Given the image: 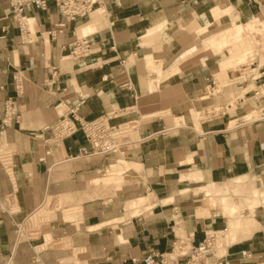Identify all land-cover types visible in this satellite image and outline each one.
Here are the masks:
<instances>
[{
  "label": "crops",
  "instance_id": "obj_1",
  "mask_svg": "<svg viewBox=\"0 0 264 264\" xmlns=\"http://www.w3.org/2000/svg\"><path fill=\"white\" fill-rule=\"evenodd\" d=\"M99 1L90 18L61 32L56 26L65 18L54 2L46 11L31 7L35 36L23 44L10 0H0V200L11 195L16 204L14 214L0 212V264H135L149 252H171L179 240L198 244L208 231L223 233L217 247L231 263L264 264V199L252 194L264 189V109L249 90L264 85V55L241 83L239 65L232 67L242 56L226 58L231 52L212 50L208 38L206 48L194 44L200 30L227 15L264 23V0ZM83 38L90 55L68 61L69 46ZM225 72L222 89L235 82L233 93L250 102L197 119ZM8 102L18 118L3 126ZM72 111L86 121H136L142 142L123 161L81 155L83 132L57 142L45 131ZM232 185L260 202L243 221L231 217L246 204L231 198L220 201L231 217L203 207L201 193L211 197V187L238 196ZM49 198L63 199L69 215L58 210L40 244L18 239L17 225ZM46 237L68 246L39 251Z\"/></svg>",
  "mask_w": 264,
  "mask_h": 264
},
{
  "label": "built area",
  "instance_id": "obj_2",
  "mask_svg": "<svg viewBox=\"0 0 264 264\" xmlns=\"http://www.w3.org/2000/svg\"><path fill=\"white\" fill-rule=\"evenodd\" d=\"M50 2L55 3L60 14L65 18V22L56 26L58 32L65 28L67 22L72 23L90 18L91 13L96 10V6L100 5L99 0H10V14L19 21L18 27L21 31L23 44L30 42L26 38L31 36L30 32L26 31L20 24L27 16V9L35 7L46 11ZM69 50L70 54L76 58L90 55V45L86 38L75 40L69 46ZM252 67L253 65L245 66L239 71V78L245 79L241 83L248 81L253 76L255 69ZM248 70L250 71L247 72ZM5 107L6 113L2 124L3 126H8L18 118V113L12 103L8 102ZM112 117L106 115L93 121H86L78 118L72 111L62 117L52 129L47 127L45 131H50L57 142L80 131L83 132L88 145L80 149L81 155L127 157L142 142L139 124L136 121L112 124ZM43 140H45L44 137ZM45 142H48V140ZM0 212L8 214L16 212L13 196L10 195L5 200H0ZM16 232L17 237L23 239L24 234L21 225H17ZM219 233L208 231L205 233V238L202 242L193 244L190 241L192 244H190V247L185 243V240H179L173 245L171 252L163 254L149 252L142 260H133V262L135 264H233L227 255L218 256L216 253L217 239L220 237ZM186 248L188 249L186 250ZM244 256H246L245 252Z\"/></svg>",
  "mask_w": 264,
  "mask_h": 264
},
{
  "label": "rangeland",
  "instance_id": "obj_3",
  "mask_svg": "<svg viewBox=\"0 0 264 264\" xmlns=\"http://www.w3.org/2000/svg\"><path fill=\"white\" fill-rule=\"evenodd\" d=\"M220 15H221L220 12L219 13L215 12L216 18L220 17ZM27 19H28V17H26L23 20V23L26 25L25 29L29 30L31 33V37L26 38V40L28 41V40H31L34 38L35 29H34V27H31V26L28 27ZM79 23H81V21H79ZM16 24L19 25V21L17 19H16ZM237 24H242V25L246 24V26H244L245 28L239 30L235 26ZM82 25L83 24H81V26ZM255 33H257V35H258L257 41H256V38H254V36L256 35ZM25 37H26V35H25ZM207 38L210 39L212 50H214V51L217 50V52H220V51H223L224 49H228L231 52V55L229 57H226V58H230L233 56H236V57L242 56V61H239L235 66L232 67V68H235L239 65V68L236 69L238 71L242 69V68L240 69L241 66H243V65L250 66V63L254 59H256V57L262 58L264 55V23L258 18H257V20L254 19L253 23L251 24L248 22L243 23V22L239 21V17H235L233 14L227 15V16H225V22L215 21V23L213 25H211L209 28L204 29V30H200L199 33L195 37V42H194L195 46H197L198 44L199 45L203 44L204 48H206L205 47V42H206L205 40ZM213 38H216V39L219 38L221 45L218 48L214 44L215 39H213ZM250 57H252V58H250ZM82 59H84V58L77 59L76 57L71 56L68 59V61L78 62ZM260 61L262 64L264 62V58L260 59ZM247 68H249V67H247ZM249 71L250 70H248L247 72H249ZM226 73L227 72H225L223 74H217L219 86L217 88H215L214 90H211V94L208 95L207 102L209 104L205 105V107L198 108L199 112L197 113V116H196L197 119L201 118L202 120H205L208 116L207 115L205 117L206 111L211 112V109H215L216 114L223 112L224 110H223L222 105H226V106L231 105V107H230L231 109H227L226 111L232 112V111L236 110L237 108L242 107L245 104H247L248 102H250L249 100L241 101L240 99H238L236 97V95L232 91V88L234 87L235 82H241L245 79L238 78L237 81L233 82L232 85L228 88V91L226 89H224V90L222 89L223 84H225V80H223L222 78L226 77ZM248 80H250V79H248ZM251 84H253V82H251ZM255 88L256 87L254 85H252L251 87H249V90H251V89L256 90V98L253 100H256L259 103V105H260L259 110L263 111L262 109H264V85L261 86L260 88H256V89ZM246 92L247 91L244 90L243 95ZM261 116H262V113H261ZM1 154H2L3 158H5L7 156V155H3L4 151H2ZM122 158L125 159V157H119L120 161H123ZM101 176L102 175H100L99 178H101ZM111 181H112V178L109 180V182H111ZM240 182H242V181H240ZM98 188H99V190L100 189L107 190V189H105L107 187H104L103 185L98 187ZM116 188H115V190H116ZM232 189L236 194H238V196L230 195L229 191H227L226 189H217L215 187H211V188L207 189V190H212L211 197L207 198L205 195V192L201 193L202 196H200V197H201V199H203V207L205 208V210L219 209L223 212V214L229 216V214H227L226 211L224 210V208L221 206L220 201L224 198H231L238 205L245 203L246 207H245V210L243 212H237L232 217L231 216H229V217L236 218L237 220L243 221V220L249 218L251 215H253V209L255 208L256 205L260 204V202L258 203L256 201V199H253L252 202H251V200L248 202L250 197H247L244 195L245 191L243 188L241 190H239V188H237V187L234 189V185H232ZM215 191L217 192L218 196H216ZM243 192H244V194H242ZM252 194L255 197H261L262 199H264V189H262L260 191L254 190L252 192ZM65 205H67L66 202H64L63 199H61V198H56V199L49 198L48 201L45 203V205L36 214L31 216L25 224L21 225L24 235H23V239H20L19 237H18V239H20L26 243H29V244L37 243V242L40 244L41 242H43V238H44L43 226L46 225V222L49 219L55 218L58 210H62V211H64V214L69 215V212H66V210H69V209ZM248 210H250V211H248ZM78 211L79 210L74 208V207L71 209V213L74 212V215ZM76 218H77V216L72 217L70 220H74ZM66 219L68 220L69 216H66ZM223 238H224V236L222 237L220 235V237L217 239L218 246H223V241H224ZM45 245L46 246L41 247L38 250L40 251L44 248L58 247V246H61L62 248H66L68 246V244H66V242H64L62 245H55L54 243L50 242V237H46V244ZM217 248L218 249H216V253L218 254V256L226 255V253H225L226 251L220 250L219 247H217Z\"/></svg>",
  "mask_w": 264,
  "mask_h": 264
},
{
  "label": "bare ground",
  "instance_id": "obj_4",
  "mask_svg": "<svg viewBox=\"0 0 264 264\" xmlns=\"http://www.w3.org/2000/svg\"><path fill=\"white\" fill-rule=\"evenodd\" d=\"M28 10V12H30L31 11V8L29 7V9H27ZM97 10V9H96ZM96 10H94L92 13H91V15L93 14V13H95L96 12ZM28 12H27V14H28ZM91 17V16H90ZM26 18V17H25ZM24 18V19H25ZM222 21V18L219 20V22H221ZM21 25H22V27L25 29V27H26V25L22 22V23H20ZM26 30V29H25ZM26 31H28V32H30L29 30H26ZM31 34V33H30ZM221 236H223V233H219ZM218 243V242H217ZM218 245V244H217ZM217 249V248H216Z\"/></svg>",
  "mask_w": 264,
  "mask_h": 264
}]
</instances>
